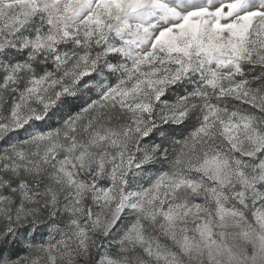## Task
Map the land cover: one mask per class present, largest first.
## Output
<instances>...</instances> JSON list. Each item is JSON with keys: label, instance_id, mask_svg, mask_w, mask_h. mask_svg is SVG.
Segmentation results:
<instances>
[{"label": "snow or ice", "instance_id": "snow-or-ice-1", "mask_svg": "<svg viewBox=\"0 0 264 264\" xmlns=\"http://www.w3.org/2000/svg\"><path fill=\"white\" fill-rule=\"evenodd\" d=\"M264 264V0H0V264Z\"/></svg>", "mask_w": 264, "mask_h": 264}, {"label": "clouds", "instance_id": "clouds-1", "mask_svg": "<svg viewBox=\"0 0 264 264\" xmlns=\"http://www.w3.org/2000/svg\"><path fill=\"white\" fill-rule=\"evenodd\" d=\"M85 264H91V261L90 260H86Z\"/></svg>", "mask_w": 264, "mask_h": 264}]
</instances>
